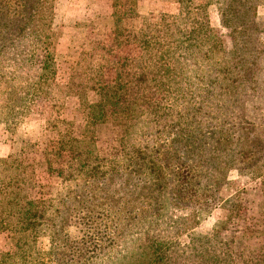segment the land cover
<instances>
[{"label": "trees", "instance_id": "16d2710c", "mask_svg": "<svg viewBox=\"0 0 264 264\" xmlns=\"http://www.w3.org/2000/svg\"><path fill=\"white\" fill-rule=\"evenodd\" d=\"M186 1L177 0V11L158 21L144 18L138 32H114L113 47L137 44L140 56L124 59L112 80L105 79L104 65L70 70L67 97H74L84 123L119 124L117 157L100 154L94 139L72 129L60 134L56 148L44 152L48 175L63 186L57 201L29 197L33 183L21 159L0 158V229L10 241L0 264H264V252L236 263L232 238L220 235L233 216L227 206L234 196L219 198V228L208 234L193 229L209 213L229 170L261 175L260 0H219L218 27L210 21L209 2ZM57 4L0 0L5 123L30 116L38 99L51 96ZM35 63L39 71L31 77ZM153 89H163L167 98L151 99ZM87 90L95 101L87 99ZM66 181L75 184L64 187ZM186 205L189 215L169 214L170 207ZM181 232L188 236L185 244ZM39 233L48 236L47 249L35 245Z\"/></svg>", "mask_w": 264, "mask_h": 264}, {"label": "rangeland", "instance_id": "374dc122", "mask_svg": "<svg viewBox=\"0 0 264 264\" xmlns=\"http://www.w3.org/2000/svg\"><path fill=\"white\" fill-rule=\"evenodd\" d=\"M191 1L198 4L209 2L210 21L214 26H219V0ZM184 4L189 3L186 1ZM177 8V0H58L57 31L52 46L57 69L51 96L46 100L38 99L31 106L30 116H12L10 123L3 122V116H0V158L10 155L21 159L24 172L33 183L28 189L29 197H54L56 201L60 198L63 186L56 181L54 174L48 175L44 152L54 150L60 134L67 130L72 129L76 136L84 135L94 139L102 155H119V124L112 121L85 124L81 114L75 111L77 104L74 97H67L66 83L71 68L91 64L104 65L105 79L112 80L114 70L124 59L140 56L137 44L113 47L114 32L117 29L138 32L144 18L158 21L165 13H175ZM256 12L263 30L259 39L264 43V0H260ZM38 71V64L35 63L30 70V76L35 77ZM86 96L89 101L96 99L92 90H87ZM149 96L153 100L167 98L163 89L150 90ZM63 119L68 124L60 123ZM257 171L259 170L244 174L237 169L229 170L227 183L214 195L209 213L193 227L194 231L203 234L219 228L221 222L218 218L223 216L218 209L219 198L234 196V202L231 200L227 206L231 213L234 212L233 216L225 221L226 225L224 229H220V235L223 238H232V256L236 263H241L251 253L264 252V161L259 177L255 176ZM73 184V181H66L64 187ZM191 210L192 207L188 205L170 207L169 214L179 219L189 215ZM189 228L187 226L185 230ZM178 239L182 244L188 242L185 232H181ZM35 241L40 249L44 250L49 246L46 234H37ZM9 243L8 231L0 229V251L7 248Z\"/></svg>", "mask_w": 264, "mask_h": 264}]
</instances>
